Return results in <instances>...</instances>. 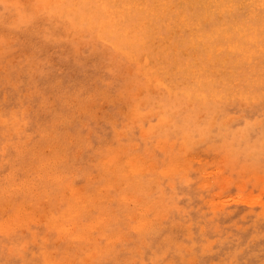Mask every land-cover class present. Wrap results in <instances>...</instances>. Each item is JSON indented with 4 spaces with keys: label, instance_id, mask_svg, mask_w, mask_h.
<instances>
[{
    "label": "rangeland",
    "instance_id": "1",
    "mask_svg": "<svg viewBox=\"0 0 264 264\" xmlns=\"http://www.w3.org/2000/svg\"><path fill=\"white\" fill-rule=\"evenodd\" d=\"M28 2H33V0H0V177L2 178H0V193L3 192L0 194V228L2 229V231L0 229V262L12 259L45 261L47 264H53V262L55 264H69V262L91 264L92 260L98 258L101 251L100 247L97 246L100 240H105V237H107L105 240V245H107L109 242L114 243L118 239H122L119 236L124 234L122 240L126 241L129 252L127 258L138 259L141 264L154 257V250L147 251L144 247L150 240L157 248L162 244L165 246L161 249L160 254L168 250L172 253L170 259L181 262L200 259L206 261V264H264V159H262L264 144L257 136L249 140L246 132L239 126H231V119L234 120L237 109H241V105L237 102L241 93L228 92L224 95L216 94L202 98L187 95L185 92V94L175 92L168 86V82L171 80L178 81L180 85L191 82V78L195 77L196 74L192 76L190 72L195 71L200 73L201 78L215 77V69L218 64H211L209 67L199 66L197 69L196 67L199 62L205 60L204 53L212 51L216 53L217 45H212L210 42L211 45L209 44L208 47L198 50L195 42L178 44L173 48L174 52L177 51L182 55L188 52L191 55L190 59L184 63H177L169 72L156 74V63L148 57V53L151 52L150 49L130 50L131 48L126 44L120 45L117 43L118 40L111 35L110 27L115 24L114 17L110 15L111 13H109L107 19L101 20L100 24L96 25L95 30H93L92 25L88 27H81V25L96 14V10L94 8L81 9L75 7V5L81 4V0H36V2L49 6L47 9L48 24L45 26V31L51 30L52 41L42 49H38L42 56L34 55L30 57L23 44L15 51L5 48L3 23L6 14L12 15V10L8 9L6 11L4 5ZM105 3L107 4V2ZM66 5H72L73 7H65ZM102 10H109V8ZM130 31L129 33H134V35L138 34L135 28ZM178 32L182 38L191 35L189 27H179ZM157 37H160V34ZM151 39L154 42H151L150 48L155 52V55H158L157 57L166 54V49H171L168 44L166 46V42L164 43L166 49H160V40ZM144 41L148 42V38H145ZM217 51L219 52V50ZM49 56L53 58L54 63L47 62L46 58ZM6 66L15 69L18 77H21L22 73L27 75L33 84L41 81L51 85L54 82L53 78L57 80L62 77L67 79L71 73L72 79H67L66 84V87L71 85V91L65 96V98L67 97L65 99L66 111L67 114L76 119L70 121V127H63L65 130L55 125L49 127L48 120L43 118L38 120V113L33 103L25 102L28 95L27 83L24 85V97H22L20 90H14L12 86L6 88L3 74ZM106 76H110L119 82L116 95H105L103 93L101 86L106 84ZM97 96H99L98 102ZM134 106H137V109ZM152 106L153 109H151ZM25 108L28 109L24 110ZM167 109H171L169 111V113L171 112L170 115ZM148 110H150V113H148ZM173 111H176L177 116L168 117V115H173ZM125 114L130 116L128 117ZM138 114L140 117H138ZM13 119L15 120L13 121ZM90 120L95 122V127L86 129L85 126L89 124ZM188 120L193 122L190 121L189 124ZM168 122H171V124ZM161 123H164L167 127L163 124L160 125ZM206 126L207 128H205ZM202 127L203 129H201ZM123 130L126 132L124 133ZM157 130L158 132H156ZM81 131H84L85 135L91 132L95 137L93 143L96 148L93 150V155L96 158L92 161L91 167H94L96 171L90 173L89 178L78 175L76 171L78 166L66 162V157L69 155L68 144L71 143L73 136ZM51 133L54 135L51 136ZM54 142H57V144ZM160 143L163 145L162 147ZM52 144L54 147L57 146L58 149L56 147L55 149ZM122 145L123 147H120ZM124 147H127L126 152L123 150ZM33 149H35L34 152ZM64 151H67L66 154ZM130 152L135 153V155ZM16 154L19 158H16ZM112 154L114 157H108L113 156ZM119 154L121 155L119 156ZM253 154H255V157ZM61 156L66 157L63 159ZM72 156L75 158V153H72ZM121 156H123V160L120 161L119 166L118 164L115 165L113 159ZM101 157L105 161H101L103 160ZM56 158H62V160ZM107 160H109V163ZM60 161H63L62 164ZM135 161L137 162L135 163ZM55 162H58V164ZM64 162L65 164H63ZM124 164H128L127 170L130 169L129 171H125L120 166H124ZM130 164L135 166L136 171H139L135 172L133 169L131 171ZM49 165L52 169L49 168ZM10 166L13 168H10ZM16 167H19V170ZM23 168L25 170H22ZM39 168L40 170L43 169L41 170L42 173H40ZM5 169L8 170V173L13 170L11 173L14 174L15 172L16 175L8 174ZM144 170L146 172L143 174ZM112 171H115V173ZM132 172H134V175ZM45 173L49 176L47 174L46 176ZM51 174L56 175L52 176ZM128 175L129 179H126ZM155 175L158 176L155 177ZM7 176L9 177L6 178ZM116 177L118 182L114 180ZM133 177L136 179H132ZM17 178L23 179L24 182ZM62 178L64 181L61 180ZM155 178H158L159 181ZM8 179L12 180V183H17H13L16 187L12 183L9 185ZM132 180H138V182L135 181V183ZM139 180L140 182L144 181L141 182V187ZM25 181L26 185L24 184ZM77 181L81 182L77 183ZM21 182L24 184L23 187ZM18 183L21 184L20 187L22 188L18 187ZM105 183L108 184L105 186ZM113 183L116 184L115 192H110L109 189L104 191L105 187L108 188L107 186ZM119 183L120 185L117 186ZM130 183L135 185L136 190L143 187V192V188L138 191L131 189L133 185L131 186ZM86 184L87 186H85ZM93 184L95 185L94 189L90 188V185ZM4 185H6V188ZM31 185L32 188H30ZM44 185L45 188H43ZM124 185L127 187L125 188ZM7 186H9V190ZM10 186L15 189L16 194H12L14 189ZM25 186L30 189H26ZM100 186L102 187L100 188ZM151 186L153 187L152 190ZM65 187L68 192L70 191L69 193L64 189ZM74 188H76L75 191ZM21 189H25V191ZM76 190L79 191L78 194H76ZM35 193L37 194L35 195ZM46 194L48 195L46 196ZM104 194H107L106 196L112 202ZM77 195L80 196L77 197ZM81 196H86V199ZM100 197L105 199H100ZM112 197H114V200ZM115 197L119 200L122 199L119 202ZM123 197L128 199L124 200ZM129 197H132V200ZM113 201L117 206L112 208L110 206ZM140 201L142 203L145 201V204ZM134 202L137 205H133ZM38 203L40 204L38 205ZM106 203L107 209L105 208ZM26 204L27 209V206H24ZM72 207L76 208L73 209ZM23 209L25 211H22ZM92 209L96 211L95 216L97 217L94 216L86 221L84 216L89 214ZM110 209L114 210L111 211ZM119 209H123L121 210L123 212L118 211ZM101 210L107 212L103 213ZM148 210L152 212L151 216L148 215ZM110 213H113L112 216ZM30 215L32 218H30ZM145 216L148 218L143 220L142 218ZM100 217H106L108 222L105 220L106 218L103 220ZM151 217L153 222L149 219ZM100 221H106L104 222L106 225ZM137 221L139 224V221H141V224H137ZM159 221L162 222L159 223ZM135 224L142 228L151 225L146 226L147 232L144 229V233L140 234L139 240L117 230L121 225L130 226L129 229H132L136 227ZM161 225L166 228V231L164 236L157 238L150 230L155 229L158 232L161 230ZM89 228H97L98 230L95 235H90L92 230ZM8 229L9 232L7 233ZM52 231H56L61 237L59 241L53 242L61 249L59 252H57L56 247L44 246L48 242ZM63 231L65 232L63 233ZM146 235L148 238H146ZM110 238H115L116 241ZM22 250L23 255H19Z\"/></svg>",
    "mask_w": 264,
    "mask_h": 264
},
{
    "label": "bare ground",
    "instance_id": "2",
    "mask_svg": "<svg viewBox=\"0 0 264 264\" xmlns=\"http://www.w3.org/2000/svg\"><path fill=\"white\" fill-rule=\"evenodd\" d=\"M105 2H107V4L108 5H113V4H116V5H125V4H131V5H153L154 7H150V8H132V9H125V8H123V7H120V8H116V9H112V8H109V10H102V9H95L96 10V14L97 15H99L100 16V20H104V17H105V14L107 15V17L109 16V13H111L110 15H112L113 17H114V20H115V24H114V26L112 27H110V32H111V35L115 38V39H117L118 41H117V43H119L120 45H124V44H126V46H128V47H130L131 49L130 50H133V51H135L136 49L138 50H143V49H150V53H148V57L152 60V61H155V63H156V66H157V69H156V74H161V73H163V72H169L177 63H180V62H185V61H187V60H189L190 59V57H191V55L190 54H188V52H187V54H185V55H182V54H179V53H177V51L176 52H174V49L173 48H175V46L176 45H178V44H182V43H186V42H195L196 44H197V48H198V50H202L203 48H205V47H208L209 46V44H210V42H211V44L212 45H217V49H216V53H215V51H212V52H206V53H204V56H205V60H203V61H201V62H199V65L196 67V69L197 68H199V66H206V67H209V65L211 66V64H218V67L215 69V71H216V76L215 77H211V78H201V76H200V73L198 72V71H195V72H190V74L192 75V76H194V74H196V76L195 77H192L191 78V82H189V83H186V84H183V85H180L179 83H178V81H176V80H171L170 82H168V86L169 87H171L175 92H181V93H187V95L189 94V95H191V96H199V97H202V98H207V96H209V95H216V94H222V95H224V94H226V93H228V92H231V93H241V88H242V81H247L248 79H252V80H254V81H256V82H258L259 81V77H260V74H261V69H262V67H264V65H262L261 64V60H260V53H261V50H262V47H264V46H262L261 45V39H262V37H264V24H261V22H260V19H259V13H258V11L257 10H251V11H249V13H248V17L247 18H241L238 14H234L233 13V11H232V9H231V5H233V4H244V3H251V4H255V5H259L260 4V2H261V0H81V4H89V5H95V4H106ZM224 5H228L229 7H227V8H225V7H223ZM179 27H189L190 29H191V35L190 36H188V37H186V38H182V37H180V34H179V32H178V28ZM133 28H135V30L137 29V32H138V34L137 35H134V33H129V32H131L130 30H132ZM158 34H160V37H157V35ZM145 38H148V42H146V41H144V39ZM151 38H153V39H155L156 41H159L160 40V49H166V48H164L165 47V42H166V46H167V44L169 45V46H171L170 48L171 49H166L167 50V53L166 54H161L160 55V57H157L158 55H155V52H153L152 50H151V48H150V45H151V42H154V40H152ZM222 38H224V39H222ZM210 44V45H211ZM130 45H132V46H130ZM153 49V48H152ZM217 50H219V52L217 51ZM122 54H123V52H122ZM235 54V55H234ZM122 57V56H121ZM197 75H199V76H197ZM53 83V82H52ZM177 84H178V86H177ZM157 85V84H156ZM155 85V86H156ZM156 88V87H155ZM235 88V89H234ZM167 89V88H166ZM81 90V89H80ZM79 90V91H80ZM78 91V92H79ZM155 91V90H154ZM166 91V90H165ZM77 92V93H78ZM81 92V91H80ZM151 92H153V91H151ZM150 92V93H151ZM160 93V92H159ZM163 93V92H162ZM165 93V92H164ZM184 93V94H185ZM25 94V93H24ZM175 94V93H174ZM71 95V94H70ZM154 95V94H153ZM67 96V95H66ZM155 96V95H154ZM69 97V96H68ZM172 97V96H171ZM67 98V97H66ZM65 98V99H66ZM74 98V97H73ZM148 98V97H147ZM160 98H161V96H160ZM77 99V98H76ZM155 99V98H154ZM162 99V98H161ZM218 99H220V98H218ZM237 99V98H236ZM239 99V98H238ZM73 100H75V99H73ZM152 100V99H151ZM160 100V99H159ZM212 100H213V98H212ZM226 100H227V98H226ZM146 101H147V99H146ZM145 101V102H146ZM180 101V100H179ZM216 101V100H215ZM236 101V100H235ZM141 102V101H140ZM151 102V101H150ZM153 102V101H152ZM151 102V103H152ZM156 102V101H155ZM232 103H233V101H231ZM81 103H83V102H81ZM142 103V102H141ZM167 103H169V102H167ZM148 104V103H147ZM175 104V103H174ZM146 105V104H145ZM152 105H156V104H152ZM158 105V104H157ZM156 105V106H157ZM162 105V104H161ZM161 105H160V107H161ZM181 105V104H180ZM137 106H138V104H137ZM137 106L135 107V109H137ZM148 106V105H147ZM173 106V105H172ZM225 106V105H224ZM233 106V105H232ZM240 106V105H239ZM25 107V106H24ZM23 107V108H24ZM133 107V108H134ZM143 107V106H142ZM149 107V106H148ZM176 107V106H175ZM183 107V106H182ZM192 107V106H191ZM217 107V106H216ZM219 107V106H218ZM226 107V106H225ZM241 107V106H240ZM145 108V107H144ZM154 107L152 106V108L151 109H153ZM159 108V107H158ZM162 108V107H161ZM163 108H164V106H163ZM224 108V107H223ZM28 109V108H27ZM26 108L24 109V110H27ZM172 110L174 109V108H171ZM171 109H167V112L169 113V111L171 110ZM134 110V109H133ZM162 110V109H161ZM175 110V109H174ZM218 110V109H217ZM217 110H216V114L218 113L217 112ZM149 112L148 113H150V110H148ZM176 111H177V109H176ZM175 111V112H176ZM190 111V110H189ZM224 111V110H223ZM37 112V111H36ZM134 112V111H133ZM146 112V111H145ZM161 112V111H160ZM163 112V111H162ZM174 112V111H173ZM174 112V113H175ZM123 113V112H122ZM125 113V112H124ZM135 113V112H134ZM137 113V112H136ZM165 113H166V111H165ZM171 113V112H170ZM170 113H169V115H170ZM173 113V115L172 116H169L168 115V117H174L175 115H176V113L174 114ZM213 113H214V111H213ZM143 114V113H142ZM193 114V113H192ZM216 114H214V115H216ZM22 115H23V113H22ZM126 115V114H125ZM139 115V114H138ZM149 115V114H148ZM151 115H152V113H151ZM198 115V114H197ZM209 115V114H208ZM126 116H128V115H126ZM130 116V115H129ZM128 116V117H129ZM150 116V115H149ZM148 116V117H149ZM177 116V115H176ZM182 116V115H181ZM184 116V115H183ZM193 116V115H192ZM234 116H236V115H234ZM233 116V117H234ZM138 117H140V115L138 116ZM214 117V116H213ZM176 118V117H175ZM175 118H174V120H175ZM189 118V117H188ZM187 118V119H188ZM198 118V117H197ZM4 119V118H3ZM132 119V118H131ZM143 119V118H142ZM190 119V118H189ZM193 119H195V118H193ZM15 119H13V121H14ZM144 120H145V117H144ZM231 120H233V119H231ZM4 121V120H3ZM42 121V120H41ZM142 121V120H141ZM159 121H161V120H159ZM190 121H192V120H190ZM190 121L188 120V122H189V124H190ZM214 121V120H213ZM228 121V120H227ZM128 122V121H127ZM193 122V121H192ZM224 122V121H223ZM226 122V121H225ZM3 123V122H2ZM142 123H143V121H142ZM141 123V124H142ZM158 123V122H157ZM160 123V122H159ZM168 123H170L171 124V122H168ZM212 123V122H211ZM213 123H215V122H213ZM228 123V122H227ZM125 124V123H124ZM123 124V125H124ZM150 124V123H149ZM152 124V123H151ZM154 124V123H153ZM152 124V125H153ZM163 124V126H165V127H167L164 123H161L160 125H162ZM167 124V123H166ZM181 124V123H180ZM223 124H225V123H223ZM159 125V126H160ZM157 126V125H156ZM169 126V125H168ZM129 127V126H128ZM164 127V128H165ZM19 128V127H18ZM65 128V127H64ZM63 128V129H64ZM152 128V127H151ZM154 128V127H153ZM152 128V129H153ZM158 128H160V127H158ZM205 128H207V126L205 127ZM56 129H58V128H56ZM150 129V128H149ZM163 129V128H162ZM201 129H203V127L201 128ZM210 129V128H209ZM239 129V128H238ZM59 130V129H58ZM65 130V129H64ZM156 130V129H155ZM196 130H198V129H196ZM46 131V130H45ZM44 131V132H45ZM53 131V130H52ZM51 131V132H52ZM124 131V130H123ZM151 131V130H150ZM204 131H205V129H204ZM203 131V132H204ZM208 131V130H207ZM207 131H206V133H207ZM235 131V130H234ZM36 132V131H35ZM47 132V131H46ZM126 131H124V133H125ZM156 132H158V130L156 131ZM184 132V131H183ZM188 132V131H187ZM186 132V133H187ZM190 132V131H189ZM237 132V131H236ZM240 132V131H239ZM11 133V132H10ZM16 133V132H15ZM123 133V134H124ZM151 133V132H150ZM155 133V132H154ZM161 133V132H160ZM52 134L53 133H51V136H52ZM69 134H71V133H69ZM73 134V133H72ZM164 134V133H163ZM244 134V133H243ZM44 135H46V134H44ZM54 135V134H53ZM126 135V134H125ZM124 135V136H125ZM189 135H191L190 133H189ZM43 136V135H42ZM68 136V135H67ZM70 136H72V135H70ZM179 136V135H178ZM202 136V135H201ZM245 136V135H244ZM246 136H247V133H246ZM245 136V137H246ZM54 137V136H53ZM185 137V136H184ZM243 137V136H242ZM245 137H243V139H245ZM258 137V136H257ZM55 138V137H54ZM71 138V137H70ZM177 138V137H176ZM235 138V137H234ZM247 138V137H246ZM185 139V138H184ZM192 139H193V137H192ZM203 139H204V137H203ZM58 140V139H57ZM71 140V139H70ZM202 140V139H201ZM201 140H199V141H201ZM256 141H257V139H255ZM21 141V140H20ZM24 141V140H23ZM27 141V140H26ZM50 141V140H49ZM53 141V140H52ZM178 141V140H177ZM203 141V140H202ZM15 142H16V140H15ZM60 142V141H59ZM58 142V143H59ZM161 142V141H160ZM185 142V141H184ZM229 142V141H228ZM54 143H56L57 144V142H54ZM61 143V142H60ZM127 143V142H126ZM135 143V142H134ZM191 143V142H190ZM247 143H248V141H247ZM251 143H252V141H251ZM262 143V142H261ZM162 144H164V143H162ZM194 144V143H193ZM225 144V143H224ZM226 144H227V142H226ZM254 144H255V142H254ZM40 145V144H39ZM53 145V144H52ZM130 145V144H129ZM137 145V144H136ZM160 145H161V143H160ZM250 145V144H249ZM262 145V144H261ZM98 146V145H97ZM133 146H135V144H133ZM132 146V147H133ZM163 145H161V147H162ZM220 146V145H219ZM248 146V145H247ZM255 146V145H254ZM4 147V146H3ZM17 147V146H16ZM33 147V146H32ZM53 147H54V145H53ZM56 148H57V146H55ZM54 147V148H55ZM59 147H60V145H59ZM120 147H123V145L122 146H120ZM160 147V146H159ZM232 147V146H231ZM231 147H229V148H231ZM249 147V146H248ZM17 148H19V147H17ZM28 148H30L29 146H28ZM47 148V147H46ZM54 148H51V149H54ZM55 148V149H56ZM113 148V147H112ZM111 148V149H112ZM127 148V147H126ZM125 147L123 148V150H125L126 149ZM188 148V147H187ZM224 148H226V147H224ZM223 148V149H224ZM250 148V147H249ZM248 148V149H249ZM27 148L25 147V150H26ZM36 150H37V148H35ZM35 149H33V152H34V150ZM43 149H44V147L42 148V151H43ZM50 149V150H51ZM58 149V148H57ZM115 149V148H114ZM118 149V148H117ZM24 150V149H23ZM62 150H64V149H62ZM61 150V151H62ZM110 150V149H109ZM184 150H186V149H184ZM226 150V149H225ZM257 150V149H256ZM21 151V150H20ZM19 151V152H20ZM41 151V150H40ZM46 151V150H45ZM54 151V150H53ZM115 151H116V149H115ZM131 151V150H130ZM241 151V150H240ZM243 151V150H242ZM1 152H3V151H1ZM65 152V151H64ZM64 152H62V153H64ZM67 152V151H66ZM66 152H65V154H66ZM118 152V151H117ZM124 152H126V150L124 151ZM229 152V151H228ZM259 152V151H258ZM120 153V152H119ZM131 153V152H130ZM129 153V154H130ZM152 153V152H151ZM22 154V153H21ZM25 154V153H24ZM38 154V153H37ZM39 154H40V152H39ZM49 154V153H48ZM51 154V153H50ZM114 155H115V153H113ZM112 154V155H113ZM118 154V153H117ZM122 154H123V152H122ZM128 154V153H127ZM132 155H135V153H131ZM144 154V153H143ZM146 154H148V153H146ZM227 154H229V153H227ZM238 154V153H237ZM247 154V156L249 155L248 154V152L246 153ZM54 155V154H53ZM102 155V154H101ZM114 155L113 156H108V157H110V158H112V157H114ZM121 154H119V156H120ZM139 155V154H138ZM137 155V156H138ZM149 155V154H148ZM151 155V154H150ZM254 155V157H255V154H253ZM64 156V155H63ZM63 156H61L62 158H63ZM103 156V155H102ZM142 156V155H141ZM238 156H239V154H238ZM252 156V155H251ZM18 157V154H16V158ZM25 157V156H24ZM32 157V156H31ZM34 157H36L35 155H34ZM44 157V156H43ZM46 157V156H45ZM60 157V156H59ZM66 157V156H65ZM65 157L63 158V159H65ZM123 157V156H122ZM130 157V156H129ZM143 157V156H142ZM253 157V156H252ZM19 158V157H18ZM62 158H60L61 160H62ZM67 158L68 157H66V162H68L67 161ZM105 158H107V157H105ZM124 158H126V157H124ZM136 158V157H135ZM139 158V157H138ZM150 158H151V156H150ZM8 159V158H7ZM10 159V158H9ZM22 159H23V157H22ZM31 158L29 157V160H30ZM34 159V158H33ZM56 159H58V160H60L59 158H56ZM101 159H103L102 157H101ZM24 160V159H23ZM28 160V159H27ZM53 160V159H52ZM51 160V161H52ZM113 160H115V158L113 159ZM127 160H128V158H127ZM38 161V160H37ZM64 161V160H63ZM62 161V162H63ZM100 161V160H99ZM101 161H105V159H103V160H101ZM108 161V163H109V160H107ZM111 161V160H110ZM132 161V160H131ZM138 161V160H137ZM137 161H135V163L137 162ZM54 162V161H53ZM62 162L60 161V163L62 164ZM134 162V161H133ZM2 163V162H1ZM31 163H33V162H31ZM43 163V162H42ZM52 163V162H51ZM56 163V162H55ZM99 163V162H98ZM104 163V162H103ZM106 163V162H105ZM131 163V162H130ZM142 164H143V162H141ZM140 163V164H141ZM45 164V163H44ZM56 164H58V162L56 163ZM56 164H53L54 166L56 165ZM60 164V165H61ZM63 164H65V162L63 163ZM112 164H113V162H112ZM132 164V163H131ZM131 164H130V166H131ZM23 165V164H22ZM29 165H32V164H29ZM97 165V164H96ZM108 165H110V164H108ZM115 165H117V164H115ZM137 165V164H136ZM2 166V165H1ZM15 166V165H14ZM33 166H34V164H33ZM41 166V165H40ZM44 166V165H43ZM42 166V168L44 169V167ZM50 166V165H49ZM65 166V165H64ZM64 166H62L63 168H64ZM66 166H67V164H66ZM106 166V165H105ZM104 166V167H105ZM114 166V165H113ZM112 166V167H113ZM119 166V165H118ZM120 166H122L123 167V165H120ZM140 166V165H139ZM139 166H137V167H139ZM143 166H144V164H143ZM142 166V167H143ZM12 166H10V168H11ZM28 167H30V166H28ZM48 167V166H47ZM110 167V166H109ZM117 167V166H116ZM116 167H115V169H116ZM135 168V166L133 165V166H131V171H132V169H133V171H135V172H138V171H136V168H135V170H134V168ZM13 168V167H12ZM17 168V167H16ZM16 168H14V169H16ZM19 168V167H18ZM17 168V169H18ZM25 169H26V167H24ZM22 169V170H25V169ZM50 169H52L51 168V166L49 167ZM55 168V167H54ZM68 168V167H67ZM100 168V167H99ZM103 168V167H102ZM124 168V167H123ZM144 168H147V167H144ZM17 169H16V171H17ZM43 169H41V170H43ZM50 169H49V171H50ZM104 169V168H103ZM122 169V168H121ZM19 170V169H18ZM32 170H34V169H32ZM36 170V169H35ZM39 170H40V168H39ZM40 170V171H41ZM46 170V169H45ZM44 170V171H45ZM47 170H48V168H47ZM54 171H56L55 169H53ZM52 170V171H53ZM68 170V169H67ZM108 170V169H107ZM111 170V169H110ZM113 170V169H112ZM117 170V169H116ZM130 170V169H129ZM129 170H127V171H129ZM146 170V169H145ZM143 171L142 173L144 174V172H146V171ZM15 171V170H14ZM30 171H31V169H30ZM60 171V170H59ZM61 171H63V170H61ZM124 171V170H123ZM142 171V170H141ZM152 171V170H151ZM11 172H13V170H11ZM11 172H9L12 176L13 175H16L15 174V172H14V174L13 173H11ZM28 172V171H27ZM27 172H26V174H27ZM51 172V171H50ZM111 172V171H110ZM113 173H115V171H112ZM8 173V172H7ZM7 173H6V175H7ZM8 173V174H9ZM37 173V172H36ZM38 173H39V171H38ZM40 173H42V171L40 172ZM48 173V172H47ZM47 173H45V175L47 174ZM52 173V172H51ZM57 173H60V172H57ZM134 172H132V174H133ZM54 174V173H53ZM53 174H51L52 176H55V175H53ZM61 174H62V172H61ZM64 174V173H63ZM141 174V173H140ZM5 175V174H4ZM4 175H1V176H4ZM5 175V176H6ZM29 175V174H28ZM41 175V174H40ZM39 175V176H40ZM48 176H49V174H47ZM46 175V176H47ZM50 175V177H52ZM58 175V174H57ZM60 175V174H59ZM103 175V174H102ZM121 175V174H120ZM125 175V174H124ZM134 175V174H133ZM10 176V175H9ZM9 176H7L6 178H8ZM19 176V175H18ZM62 176V175H61ZM65 176V175H64ZM64 176H63V178H64ZM107 176V175H106ZM119 176V175H118ZM156 176H158V175H155V177ZM29 177V176H28ZM27 177V178H28ZM31 177V176H30ZM35 177H38V176H35ZM50 177H48L49 179H50ZM58 177V176H57ZM113 177H115V176H113ZM129 177V175L127 176V178L126 179H129L128 178ZM1 178V177H0ZM4 179H5V177H3ZM22 178H24V177H22ZM43 178V177H42ZM42 178H40L42 181L44 180V179H42ZM45 178V177H44ZM47 178V177H46ZM53 178V177H52ZM51 178V179H52ZM61 178V177H60ZM63 178L61 179V180H63ZM88 178H89V176H88ZM150 178V177H149ZM2 179V178H1ZM17 179H19L20 180V178H17ZM16 179V180H17ZM29 179V178H28ZM28 179H26L27 181H28ZM31 179V178H30ZM55 179V178H54ZM67 179V178H66ZM113 179V178H112ZM132 179H136L135 177H133ZM139 179H140V177H139ZM155 179H157L158 180V178H155ZM154 179V180H155ZM6 180V179H5ZM9 180V179H8ZM7 180V181H8ZM22 180V182H24V180L23 179H21ZM20 180V181H21ZM37 180V179H36ZM58 180H60V179H58ZM114 180H116V182H118L117 180V177H116V179H114ZM150 180V179H149ZM9 181H10V183H9ZM8 181V184L10 185L12 182V180H9ZM34 181V180H33ZM45 181V180H44ZM51 181H55V180H51ZM64 181V180H63ZM88 182L90 181V180H87ZM130 181V180H129ZM132 181H137L138 182V180H132ZM159 181V180H158ZM2 182V181H1ZM21 182V184H22V187L24 186V184L26 185V181H25V183L23 184ZM41 182V181H40ZM121 182V181H120ZM142 183L144 182V181H141ZM141 182H140V180H139V185L141 184ZM13 183H15V182H13ZM12 183V184H13ZM30 183V182H29ZM33 183V182H32ZM31 183V184H32ZM36 183H37V181H36ZM52 183V182H51ZM67 183V181L65 182V184ZM87 183V182H86ZM123 183V182H122ZM129 183V182H128ZM136 183V182H135ZM7 184V185H8ZM15 184H17V183H15ZM15 184H13L14 186H15ZM19 184V186L18 187H20V183H18ZM38 184V183H37ZM106 184H108V183H105V186H106ZM109 184H110V181H109ZM131 184V183H130ZM0 185H1V183H0ZM12 185V186H13ZM29 185V184H28ZM34 185V184H33ZM43 185V184H42ZM46 185H47V183H46ZM82 185V184H81ZM116 185V184H115ZM120 185V183L117 185V186H119ZM122 185V184H121ZM126 185L127 186H129L127 183H126ZM133 184H131V186H132ZM137 185H138V183H137ZM138 185V186H139ZM142 185V184H141ZM141 185H140V187H141ZM144 185V184H143ZM146 185V184H145ZM152 185H153V183H152ZM5 186V188H6V185H4ZM12 186H10V188L12 187ZM34 186H37V185H34ZM66 186V185H65ZM76 186H78V185H76ZM85 186H87V184L85 185ZM125 186V185H124ZM127 186H125V188L127 187ZM154 186H155V184H154ZM8 187V190H9V186H7ZM16 187V186H15ZM17 187V188H18ZM22 187H20V188H22ZM42 187V186H41ZM53 187V186H52ZM61 187H63V186H61ZM102 186H100V188H101ZM108 188H106L105 187V189H104V191H106V190H108L109 189V186H107ZM122 187V186H121ZM133 188H131V189H135V191H138L139 189L141 190L142 188H140L139 187V189H137L136 190V188H135V185H133L132 186ZM152 187V186H151ZM13 188V187H12ZM25 188H26V186H25ZM27 188H29L28 186H27ZM26 188V189H27ZM30 188H32V185H31V187ZM29 188V189H30ZM38 188V187H37ZM43 188H45V185L43 186ZM48 188V187H47ZM77 188V187H76ZM76 188H74V191H75V189ZM86 188H88V187H86ZM104 188V187H103ZM119 188V187H118ZM117 188V189H118ZM124 188V189H125ZM130 188V187H129ZM2 189V188H1ZM14 189V188H13ZM42 189V188H41ZM53 189V188H52ZM64 189H66V187L64 188ZM70 189V188H69ZM85 189V188H84ZM119 189H122V188H119ZM124 189H123V192H124ZM153 189V187L151 188V190ZM155 189V188H154ZM158 189V188H157ZM11 190V189H10ZM21 190H24L25 191V189H21ZM34 190V189H33ZM37 190H39V189H37ZM67 190V189H66ZM97 190H99V189H97ZM143 190H144V188L142 189V192H143ZM2 191V190H1ZM3 191L5 192V190L3 189ZM13 191V193L12 194H14L15 192V189L14 190H12ZM32 191V190H31ZM35 191V190H34ZM53 191V190H52ZM65 191V190H64ZM72 191V190H71ZM77 191V190H76ZM87 191V190H86ZM89 191H90V189H89ZM133 191V190H132ZM156 191V190H155ZM6 192H7V190H6ZM33 192V191H32ZM40 192H42V191H40ZM47 192V191H46ZM66 192V191H65ZM67 192H68V190H67ZM70 192V191H69ZM68 192V193H69ZM103 192V191H102ZM101 192V195L103 196V193ZM108 192V191H107ZM126 192V191H125ZM130 192V191H129ZM1 193H3V192H1ZM0 193V194H1ZM26 193H27V191H26ZM34 193V192H33ZM37 193H39V192H37ZM37 193H35V195L37 194ZM51 193V192H50ZM79 193V191H77V193L76 194H78ZM134 193V192H133ZM5 194V193H4ZM16 194V193H15ZM44 194V193H43ZM42 194V195H43ZM88 194H89V192H88ZM88 194H87V196H88ZM108 194V193H107ZM107 194H104L105 195V197L106 198H109L108 196H106ZM142 194V193H141ZM143 194H145V193H143ZM6 195V194H5ZM34 195V194H33ZM38 195H40V194H38ZM37 195V196H38ZM48 194H46V196H47ZM51 195H52V193H51ZM94 195V194H93ZM92 195V196H93ZM100 195V196H101ZM109 195H110V193H109ZM125 195V194H124ZM130 195H132V194H130ZM134 195V194H133ZM11 196V195H10ZM15 196V195H14ZM49 196H50V194H49ZM48 196V197H49ZM70 196V195H69ZM80 195H77V197H79ZM111 196V195H110ZM120 196V195H119ZM7 197V196H6ZM13 197V196H12ZM11 197V198H12ZM32 197V196H31ZM35 197V196H34ZM42 197V196H41ZM81 197H84V196H81ZM86 197V196H85ZM84 197V198H85ZM95 197H98V196H95ZM121 197H122V195H121ZM134 197V196H133ZM47 198V197H46ZM45 198V199H46ZM71 198V197H70ZM73 198V197H72ZM84 198H82L84 201H85V199ZM89 198V197H88ZM101 198H104V197H100V199ZM116 198V197H115ZM127 198V197H126ZM125 198V199H126ZM130 198V197H129ZM132 198V197H131ZM130 198V199H131ZM138 198H140V197H138ZM142 198V197H141ZM145 198V197H144ZM151 198V197H150ZM159 198H160V196H159ZM159 198H157V199H159ZM7 199V198H6ZM77 199H79V198H77ZM76 199V200H77ZM81 199V198H80ZM93 199V198H92ZM91 199V200H92ZM105 199V198H104ZM112 199L114 200V197H112ZM117 199V198H116ZM115 199V200H116ZM122 198H120V200H121ZM123 199H124V197H123ZM124 199V200H125ZM128 199V198H127ZM5 200V199H4ZM37 200V199H36ZM95 200V199H94ZM93 200V201H94ZM97 200H98V198H97ZM96 200V201H97ZM109 200H110V202H112L111 201V199L109 198ZM117 200H119V199H117ZM120 200H119V202H120ZM132 200V199H131ZM136 200V199H135ZM145 200H146V198H145ZM23 201H25V200H23ZM79 201V200H78ZM99 201H101V200H99ZM103 201V200H102ZM105 201V200H104ZM147 201V200H146ZM159 201V200H158ZM18 202V201H17ZM39 202V201H38ZM81 202V201H80ZM129 202H130V200H129ZM141 203H142V201H140ZM139 202V203H140ZM149 202V201H148ZM44 203V202H43ZM42 203V204H43ZM88 203V202H87ZM87 203H85V204H87ZM97 203H99V202H97ZM124 203H125V201H124ZM123 203V204H124ZM132 203V202H131ZM152 203H153V200H152ZM13 204H14V202H13ZM40 203H38V205H39ZM119 204V203H118ZM122 204V203H121ZM121 204H120V206H121ZM128 204V203H127ZM134 204H136L135 202L133 203V205ZM142 204H145V201H144V203H142ZM141 204V205H142ZM146 204H147V202H146ZM150 204H151V202H150ZM50 205V204H49ZM87 205H89V204H87ZM96 205V204H95ZM128 205H130V204H128ZM128 205H125V206H128ZM137 205V204H136ZM135 205V206H136ZM22 206V205H21ZM24 206H27V204L26 205H24ZM81 206V205H80ZM99 206V205H98ZM153 206H157V205H153ZM6 207H7V205H6ZM18 208H19V206H17ZM29 207H30V205H29ZM65 207V206H64ZM90 207V206H89ZM88 207V208H89ZM107 207V203H106V205H105V208ZM130 207V206H129ZM17 208V209H18ZM28 208V206L26 207V209ZM73 209L74 208H76V207H72ZM93 208V207H92ZM99 208V207H98ZM97 208V209H98ZM110 208V207H109ZM108 208V209H109ZM113 208V207H112ZM132 208H134V207H132ZM149 208V207H148ZM20 209V208H19ZM30 209V208H29ZM35 209H38V208H35ZM79 209V208H78ZM83 209V208H82ZM99 209H101V208H99ZM107 209V208H106ZM124 210H125V207L123 208ZM123 209H119L118 211H120V212H123V211H121V210H123ZM147 209V208H146ZM145 209V210H146ZM151 210H156V209H152V208H150ZM31 210H34V209H31ZM40 210V209H39ZM93 210V209H92ZM111 210V209H110ZM112 210H114V209H112ZM111 210V211H112ZM22 211H25L24 209L22 210ZM21 211V212H22ZM35 211V210H34ZM102 211V210H101ZM109 211V210H108ZM20 212V211H19ZM73 212H74V210H73ZM103 213H105V212H107V211H102ZM125 212V211H124ZM145 212H147V211H145ZM145 212H144V214H145ZM148 212H149V210H148ZM147 212V213H148ZM30 213V212H29ZM125 213H127V212H125ZM131 213V212H130ZM156 213V212H155ZM74 214V213H73ZM108 214V213H107ZM111 214H113V213H110V215ZM132 214V213H131ZM48 215V214H47ZM101 215H103V214H101ZM115 215V214H114ZM136 215H138V214H136ZM143 215V214H142ZM146 215V214H145ZM155 215V214H154ZM17 216H19V215H17ZM22 216V215H21ZM29 216V215H28ZM31 216V215H30ZM46 216V215H45ZM73 216V215H72ZM104 216V215H103ZM112 216V215H111ZM126 216V215H125ZM140 216V215H139ZM144 216V215H143ZM14 217H15V215H14ZM20 217V216H19ZM65 217V216H64ZM69 217H71V216H69ZM95 217H97V216H95ZM107 217V216H106ZM106 217H104V218H106ZM110 217V216H109ZM119 217V216H118ZM124 217V216H123ZM131 217V216H130ZM12 218V217H11ZM30 218H32V216L30 217ZM47 218V217H46ZM100 218H103V217H100ZM104 218H103V220H104ZM132 218V217H131ZM139 218V217H138ZM146 218H148V217H144V218H142L143 220L144 219H146ZM154 218V217H153ZM156 218V217H155ZM160 218V217H159ZM253 218H255V217H253ZM23 219V218H22ZM109 219V218H108ZM111 219V218H110ZM109 219V220H110ZM119 219V218H118ZM117 219V220H118ZM141 219V218H140ZM141 219V220H142ZM150 219V221H152L153 219H152V217L151 218H149ZM152 219V220H151ZM158 219V218H157ZM157 219H156V222H157ZM21 220V219H20ZM102 220V219H101ZM105 220H107V218L105 219ZM121 220V219H120ZM3 221V220H2ZM22 221V220H21ZM42 221H43V219H42ZM41 221V222H42ZM112 221V220H111ZM115 221H116V219H115ZM148 221V220H147ZM11 222H12V220H11ZM19 222V221H18ZM30 222H33V221H30ZM79 222V221H78ZM101 222V221H100ZM103 222V221H102ZM101 222V223H102ZM104 222H106V221H104ZM103 222V223H104ZM107 222H108V220H107ZM126 222V221H125ZM140 222V224H141V221H139ZM153 222V221H152ZM160 222H162V221H159V223ZM6 223V222H5ZM55 223V222H54ZM81 223V222H80ZM129 223V222H128ZM143 223H145V222H143ZM17 224V223H16ZM105 224V223H104ZM103 224V225H104ZM132 224V223H131ZM137 224H139L138 223V221H137ZM139 224V225H140ZM150 224H152V223H150ZM149 224V225H150ZM154 224V223H153ZM253 224H254V222H253ZM9 225V224H8ZM10 225H12L11 223H10ZM51 225V224H50ZM106 225V224H105ZM129 225H130V223H129ZM136 225V224H135ZM149 225L147 226V227H149ZM159 225V224H158ZM81 226V225H80ZM96 226H97V224H96ZM131 226V225H130ZM129 226V227H130ZM138 225H136V227H137ZM144 227L143 229H145V231H146V228L147 227ZM151 226V225H150ZM1 227V226H0ZM3 227H5V226H3ZM8 227V226H7ZM69 227V226H68ZM128 227V228H129ZM132 227H134L133 225H132ZM67 228V227H66ZM156 228V227H155ZM1 229V228H0ZM68 229V228H67ZM72 229H73V226H72ZM89 229H93V228H89ZM112 229V228H111ZM245 229V228H244ZM66 230V229H65ZM71 230V229H70ZM1 231H2V229H1ZM3 232H4V230H3ZM9 232V229H8V231H7V233ZM65 231H63V233H64ZM147 232V231H146ZM263 232V231H262ZM144 233V232H143ZM264 233V232H263ZM113 235H115V234H113ZM119 235H121L120 233H119ZM228 235V234H227ZM235 235V234H234ZM85 236V235H84ZM90 236V235H89ZM102 236V235H101ZM110 236H112V235H110ZM116 236V235H115ZM114 236V237H115ZM123 236H124V234L122 235V236H119V238L120 237H122V239H123ZM239 236V235H238ZM86 237V236H85ZM98 237V236H97ZM103 237V236H102ZM116 237H118V236H116ZM125 238V237H124ZM167 238V237H166ZM192 238V237H191ZM252 238V237H251ZM111 239V238H110ZM110 239H108V240H110ZM115 241H116V239L115 238H113ZM113 239H111V240H113ZM118 239V238H117ZM122 239H120V240H122ZM170 239V238H169ZM168 239V240H169ZM83 240V239H82ZM107 240V241H108ZM119 240V239H118ZM224 240H225V238H224ZM223 240V241H224ZM222 241V240H221ZM90 242H91V240H90ZM112 242H114V241H112ZM114 243H116V242H114ZM95 244V243H94ZM212 244V243H211ZM209 245H210V243H209ZM91 246V245H90ZM97 246H99L98 244H97ZM89 247V246H88ZM208 247V246H207ZM209 248V247H208ZM26 249V248H25ZM139 252V251H138ZM206 252V251H205ZM202 253V252H201ZM207 253V252H206ZM96 254V253H95ZM236 257V256H235ZM238 260V259H237ZM142 261V260H141Z\"/></svg>",
    "mask_w": 264,
    "mask_h": 264
},
{
    "label": "snow or ice",
    "instance_id": "3",
    "mask_svg": "<svg viewBox=\"0 0 264 264\" xmlns=\"http://www.w3.org/2000/svg\"><path fill=\"white\" fill-rule=\"evenodd\" d=\"M6 11L8 9L12 10V15H5L4 23V43L6 49H12L15 51L18 47L23 44V47L28 51L29 56L41 55L42 53L38 52V49H42L46 44L52 41L51 30L45 31V26L48 24V5L41 4L33 0V2L28 3H14L4 5ZM65 7H73L72 5H66ZM77 8L81 9H116L123 7L125 9L132 8H150L154 7L153 5H89V4H80L75 5ZM223 7L227 8L228 5ZM234 14H238L241 18H247L248 13L251 10H257L259 13V19L261 24H264V0H261L260 4L257 6L251 3L244 4H233L230 6ZM105 19L107 15L105 14ZM101 22L100 16L94 14L89 20L81 25V27H88L89 25L95 26L99 25ZM261 45L264 46V37L261 39ZM30 50V51H29ZM235 55V54H234ZM23 59V56L21 57ZM48 63H54L55 61L51 56L47 57ZM261 64L264 65V47H262L260 53ZM23 67V66H19ZM5 77L6 88L12 86L14 90H20L22 97H24V85L27 83V97L25 102L33 103L36 111L38 113L37 119H46L49 121L48 126L53 125L57 127H70V121L76 119L75 117L67 114L66 111V101L65 96L71 91V85L67 84V79H72L71 73L69 77L55 79L51 85H48L44 82L38 81L36 84L31 82V79L25 75L21 74V77L16 75V70L11 69L10 67H5L3 70ZM106 84L101 86L103 88V93L105 95H116L119 87V82L110 76H106ZM97 102L99 101V96H97ZM241 105V109H237L235 119L232 120L231 126H239L242 130L247 133L249 140L252 137L258 136L264 144V67L261 69V74L259 81L256 82L251 78L247 81H242L241 95L237 101ZM95 127V122L90 120L89 124L85 128ZM39 135V133H38ZM95 137L91 132L88 135L84 134V131H81L79 134L74 135L71 143L68 144V162L73 165L78 166L76 171L77 174L87 178L90 173H94L96 169L91 167V163L95 160V155H93V150L96 148V145L93 143ZM67 144V138H66ZM72 153H75V158H73ZM262 159H264V147H262ZM123 160V157H117L113 162L118 164ZM124 170L128 168V164H124ZM7 172L8 170L5 169ZM81 181H77L80 183ZM103 183V181H101ZM90 188H95V185H90ZM116 185L113 183L109 185L110 192H115ZM115 201L110 207H116ZM96 211L92 210L89 214L84 216V219L90 220L96 215ZM149 216L152 215V212L149 211ZM97 228H93L90 235H95ZM118 231L126 233L127 236L136 238L139 240L140 234L144 232V229L140 226L129 229L126 225H121ZM153 234L159 238L164 236L166 228L161 225L160 231H155V229L150 230ZM146 238L147 235H146ZM61 237L57 234L56 231H52L49 236V240L46 243V247H56L57 252L61 249L57 247L53 242L59 241ZM107 237H105V240ZM105 240L99 241V247L101 249L98 258L91 261V264H141L137 260L128 259L129 252L126 247L125 240H117L116 243L109 242L105 245ZM190 243V242H189ZM147 251L154 250V257L151 260L144 261V264H206V261L197 259L195 261H179L172 260L169 257L172 253L168 250L161 253V249L165 246L162 244L159 248L155 246L153 242H150L147 245H144ZM23 255V250L19 253ZM0 264H47L45 261H34V260H12L0 262ZM55 264V262H53ZM69 264H76V262H69Z\"/></svg>",
    "mask_w": 264,
    "mask_h": 264
}]
</instances>
